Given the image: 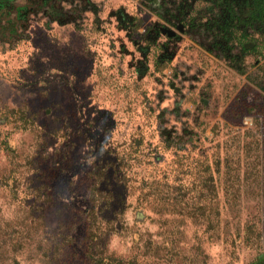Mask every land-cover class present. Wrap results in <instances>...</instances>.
<instances>
[{
	"label": "rangeland",
	"instance_id": "374dc122",
	"mask_svg": "<svg viewBox=\"0 0 264 264\" xmlns=\"http://www.w3.org/2000/svg\"><path fill=\"white\" fill-rule=\"evenodd\" d=\"M41 1L0 43V264H264L259 0L242 42L231 0Z\"/></svg>",
	"mask_w": 264,
	"mask_h": 264
},
{
	"label": "trees",
	"instance_id": "16d2710c",
	"mask_svg": "<svg viewBox=\"0 0 264 264\" xmlns=\"http://www.w3.org/2000/svg\"><path fill=\"white\" fill-rule=\"evenodd\" d=\"M231 2L236 3V9L234 13L236 14V19L238 21V32H239V37L238 40L239 42H242L244 39L248 37L247 31L248 28L253 26V24L249 23L247 21H251V17L247 15V13H254V7L255 5V0H231ZM258 3V0H256ZM31 4L29 0H25V2H22L21 4H16L14 0H0V43H8L6 40L8 36L5 34L6 29H9V33L14 35L13 38L18 39L19 37L22 36V33H14L16 29V24L20 23V20L22 19H27L25 11L31 8ZM45 4V0L41 1V4H38V6L42 7ZM30 5V6H28ZM260 8L257 7L258 15L260 16L261 19L264 18L263 12H264V0H259V5ZM52 8V7H51ZM253 18V17H252ZM259 18V17H258ZM14 22V24H12ZM254 24H258L257 22H254ZM19 27L23 30L25 29L22 24H18ZM17 25V26H18ZM264 25V23H262ZM14 26V28H13ZM12 37V36H10ZM12 38V40H14ZM262 42H264L262 40Z\"/></svg>",
	"mask_w": 264,
	"mask_h": 264
},
{
	"label": "flooded vegetation",
	"instance_id": "af4514ba",
	"mask_svg": "<svg viewBox=\"0 0 264 264\" xmlns=\"http://www.w3.org/2000/svg\"><path fill=\"white\" fill-rule=\"evenodd\" d=\"M149 1H152V0H149ZM178 29H180V27H177Z\"/></svg>",
	"mask_w": 264,
	"mask_h": 264
}]
</instances>
